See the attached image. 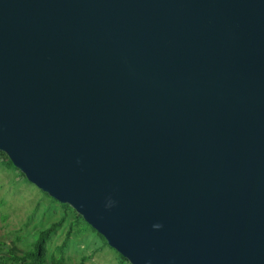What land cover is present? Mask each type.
<instances>
[{
  "label": "water",
  "instance_id": "1",
  "mask_svg": "<svg viewBox=\"0 0 264 264\" xmlns=\"http://www.w3.org/2000/svg\"><path fill=\"white\" fill-rule=\"evenodd\" d=\"M0 151L130 264H264V0H0Z\"/></svg>",
  "mask_w": 264,
  "mask_h": 264
},
{
  "label": "rangeland",
  "instance_id": "2",
  "mask_svg": "<svg viewBox=\"0 0 264 264\" xmlns=\"http://www.w3.org/2000/svg\"><path fill=\"white\" fill-rule=\"evenodd\" d=\"M60 206L29 183L0 154V244L25 253L37 239L38 232L65 219L50 245L49 257L62 246L65 235L73 232L66 264H79L82 258L88 259L85 264L122 263L120 255L107 247L87 224L77 222L72 213L64 216ZM6 256H0V260L3 262Z\"/></svg>",
  "mask_w": 264,
  "mask_h": 264
},
{
  "label": "trees",
  "instance_id": "3",
  "mask_svg": "<svg viewBox=\"0 0 264 264\" xmlns=\"http://www.w3.org/2000/svg\"><path fill=\"white\" fill-rule=\"evenodd\" d=\"M0 154L2 155V158L4 159V161H7L11 167L17 169L14 166V164L12 163V161L8 158L6 153L0 151ZM20 174L26 179V177L21 172H20ZM40 191H42V190H40ZM44 194L48 197H51L45 192H44ZM51 199L55 203H58L61 205L60 208H61V211H62L64 216L68 217L72 213L76 217L77 222H79V220H80V221L84 222L85 224H87L84 219H82L79 215L76 214V211H74L70 205L62 204V203L58 202L57 200L53 199L52 197H51ZM64 223H65V219H63L57 223H54L49 228L43 229L40 232H38L37 239L31 245L29 250L26 251L25 253H20L15 248L8 249V247L5 244H0V256L7 255L6 258H4L3 262L0 260V264H66V263H68V254L69 253L66 254V252H68L71 241L73 240V237H74L73 232H70V233L65 235V239L62 243V246L57 248L55 250V254H53L51 257H49L50 249H51L50 245L53 242V238H54V236H56L57 231L63 227ZM87 226L95 234L98 235V237L104 242V244L107 247H110L107 240L103 236H101L98 232H96L88 224H87ZM120 257L122 260L121 264L129 263V261L127 259H125L122 255H120ZM86 262H88V259L82 258L79 264H85Z\"/></svg>",
  "mask_w": 264,
  "mask_h": 264
},
{
  "label": "clouds",
  "instance_id": "4",
  "mask_svg": "<svg viewBox=\"0 0 264 264\" xmlns=\"http://www.w3.org/2000/svg\"><path fill=\"white\" fill-rule=\"evenodd\" d=\"M114 203L115 202L113 200L109 199L107 204H106V207L107 208H111L114 205ZM154 227L158 229V228H161L162 225L161 224H156V225H154Z\"/></svg>",
  "mask_w": 264,
  "mask_h": 264
}]
</instances>
